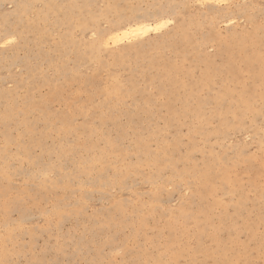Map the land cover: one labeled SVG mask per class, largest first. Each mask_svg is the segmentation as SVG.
<instances>
[{"label":"rangeland","instance_id":"374dc122","mask_svg":"<svg viewBox=\"0 0 264 264\" xmlns=\"http://www.w3.org/2000/svg\"><path fill=\"white\" fill-rule=\"evenodd\" d=\"M76 1L0 0V32L15 37L0 43V262L264 264V86L252 75L261 65L247 69L234 53L228 72L217 55V41L250 34L247 51L264 48V0H231L237 7L224 11L197 0H84L111 19L164 10L183 22L176 38L152 34L158 44L131 46L121 62L86 25L59 37L67 20L91 19ZM175 78L172 108L199 90L185 116L161 96ZM27 97L40 105L29 113ZM145 102L154 117L140 111Z\"/></svg>","mask_w":264,"mask_h":264},{"label":"bare ground","instance_id":"6f19581e","mask_svg":"<svg viewBox=\"0 0 264 264\" xmlns=\"http://www.w3.org/2000/svg\"><path fill=\"white\" fill-rule=\"evenodd\" d=\"M200 2L203 5L207 4V0H197V2ZM231 1V0H229ZM233 1V0H232ZM86 2V0H85ZM90 2V1H89ZM93 2V1H91ZM97 2V1H96ZM95 3V0H94ZM79 4V5H78ZM84 0H78V2L76 1L75 4H71V6L73 8L75 7H81L82 8V12H89L91 15V19L89 21V23L86 24H82L79 22L78 20H73V23L69 20L68 24L65 22V26L67 27V33L60 34V38H69V34L73 33L74 31H76L77 29H79V27L81 25H86V28H80L85 30V32H91V35H96L97 38H99V46L103 47L105 49H107V47H116L118 48L116 51H114L112 53V55L115 56L114 61L115 62H121L122 60H124V58L128 57V55H130L132 53V50L130 49L131 46L134 45H138V44H143L145 42L146 45H150L153 44H158V42L155 40H148V38H150V36L152 34L157 35L158 38H176L179 35V30L181 28H183V22H177L175 21V19H170L168 17H164L165 15V11L164 10H160L158 11L156 14L153 11H148L145 12L143 14L140 15H135V16H127V15H120L118 16L116 19H111V11L110 9L106 8L103 11H99V12H94V11H90L89 9L85 8L84 6ZM91 4V3H90ZM88 6V5H87ZM12 14H15L18 18H20L23 15V8L22 7H16ZM107 19L108 22L110 23L112 21V23H110V28L109 29H102L101 28V20L102 19ZM111 19V20H110ZM230 24H233V18L228 22ZM170 27V31L167 34L166 33V37H164L163 32L164 30H166L167 28ZM158 29V30H157ZM187 30L185 31L186 37H188V39H192L195 38L196 33H193V29L191 27L186 28ZM87 30V31H86ZM41 30H39L40 32ZM37 32V34L35 35L34 38L40 37V33ZM2 32H0L1 34ZM4 33V32H3ZM68 34V35H67ZM161 35V36H159ZM90 37V36H88ZM102 37V39H101ZM205 37V36H204ZM252 37V38H251ZM254 34H250L249 38H251L250 40H240L239 38H236L234 40V43L232 44V46H228L225 47L224 46V42H220L217 41V46L219 48V50L217 51V55L218 56H222L224 58V69H226V71L228 72H234L238 66H236L235 61L233 59H231V54L234 53H238L241 57H242V64L245 66V68H249L251 67V65H254L255 63L260 64L261 65V69L260 70H252V75L255 77V79H257L259 81V83L264 86V48L261 47H257L256 50L254 52H248L247 48H245V45L247 43V41H249L250 43H256L254 41ZM85 38V37H84ZM246 38V37H243ZM239 39V40H238ZM8 40H12L14 43L15 41V37L12 35H7V32L3 35H0V43L2 45H6V44H11V43H6V41ZM132 42H135L136 44H132ZM248 42V43H249ZM161 43V42H159ZM184 43H186V45L188 47H191L192 49H196V45L193 41H184ZM79 45V44H78ZM79 49V48H78ZM139 50H136V52H138ZM77 54L82 58L85 59V56L83 55V52L79 49L77 51ZM209 66L212 63V59L207 61ZM177 81L178 79H173L171 81V83L169 82V86H165V88H163V92L161 94L162 97H166L168 99L167 103L165 104V106H167V108L170 111H174L173 115H177V116H185L188 115V112H191L190 109L188 108V104L194 102L195 100H197V88L196 87H192L189 88L188 92H187V97L184 100H181L183 108L181 111H178L174 108H172V98L176 97V94L172 91V92H168L170 88L176 87L177 85ZM87 85H89L88 82H85ZM88 91H93L94 89L92 87H87ZM199 91V90H198ZM114 92H116V94L118 96H122L123 91L120 88H116V90H114ZM113 92V93H114ZM92 95L94 94V92H90ZM117 96V100H119ZM114 97V96H113ZM27 102H25V113H29L33 107H38L40 105H35L34 103H31L30 99L27 97ZM225 99V95H220L218 97V100L221 101ZM160 102V101H159ZM154 103L153 106H156L160 103ZM188 105V106H187ZM43 107V106H41ZM102 113L104 114L103 116L106 118H109L112 113V106L110 105V103H106L100 106ZM43 111H45V108ZM174 109V110H173ZM140 111L143 114L146 115H150V117H154V113L151 110V104L145 102L144 104L140 105ZM9 117H11L10 113H6L2 116L3 120H7ZM86 131L88 133H90V125L85 127ZM105 133H103L104 135ZM183 142L182 138L179 137V135L177 136L176 139V143L172 146L171 149L168 150L169 154H174L176 152V150L178 149L179 145ZM35 143H39V142H34L32 143V145L30 146H26L24 148L25 151H29L32 149V146L35 145ZM206 175H200V179L205 177ZM117 212L121 213L123 211L122 205L117 204Z\"/></svg>","mask_w":264,"mask_h":264},{"label":"snow or ice","instance_id":"6c2138e0","mask_svg":"<svg viewBox=\"0 0 264 264\" xmlns=\"http://www.w3.org/2000/svg\"><path fill=\"white\" fill-rule=\"evenodd\" d=\"M207 6L209 7L210 10H215V11L230 10L233 7H237V5L231 4L229 0H207ZM12 42H13L12 40L6 41V43H12ZM260 115L261 117H264V109L261 110ZM259 127L262 133L261 135L262 150H264V118L261 119ZM169 191H171V189H169ZM0 264H3V262H0ZM34 264H59V261H40L38 260V261H35ZM168 264H178V262L169 261Z\"/></svg>","mask_w":264,"mask_h":264}]
</instances>
